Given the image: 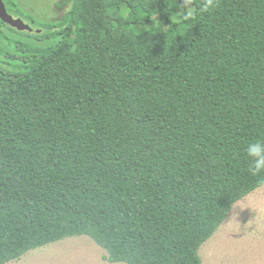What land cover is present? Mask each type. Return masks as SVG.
Here are the masks:
<instances>
[{
    "label": "trees",
    "instance_id": "trees-1",
    "mask_svg": "<svg viewBox=\"0 0 264 264\" xmlns=\"http://www.w3.org/2000/svg\"><path fill=\"white\" fill-rule=\"evenodd\" d=\"M0 19V264L87 236L112 263L202 264L264 185V0H63Z\"/></svg>",
    "mask_w": 264,
    "mask_h": 264
},
{
    "label": "rangeland",
    "instance_id": "rangeland-1",
    "mask_svg": "<svg viewBox=\"0 0 264 264\" xmlns=\"http://www.w3.org/2000/svg\"><path fill=\"white\" fill-rule=\"evenodd\" d=\"M15 1L47 21L61 18L69 9V5L59 6L63 0ZM107 256L90 237L78 236L34 249L8 264H125L112 263ZM200 256L202 264H264V185L234 205L218 231L202 245Z\"/></svg>",
    "mask_w": 264,
    "mask_h": 264
},
{
    "label": "clouds",
    "instance_id": "clouds-1",
    "mask_svg": "<svg viewBox=\"0 0 264 264\" xmlns=\"http://www.w3.org/2000/svg\"><path fill=\"white\" fill-rule=\"evenodd\" d=\"M212 0H207L205 7H210ZM246 152L252 160L250 171L253 175L264 172V140H257L247 145Z\"/></svg>",
    "mask_w": 264,
    "mask_h": 264
},
{
    "label": "water",
    "instance_id": "water-1",
    "mask_svg": "<svg viewBox=\"0 0 264 264\" xmlns=\"http://www.w3.org/2000/svg\"><path fill=\"white\" fill-rule=\"evenodd\" d=\"M0 19L11 26L12 28L17 29L18 31H32V27L25 23L24 20L20 18H15L9 14L4 0H0Z\"/></svg>",
    "mask_w": 264,
    "mask_h": 264
}]
</instances>
